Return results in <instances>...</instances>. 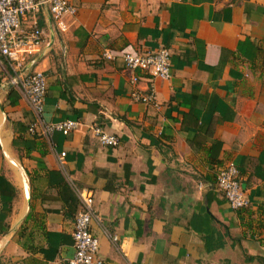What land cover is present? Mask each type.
Instances as JSON below:
<instances>
[{
  "label": "crops",
  "instance_id": "crops-1",
  "mask_svg": "<svg viewBox=\"0 0 264 264\" xmlns=\"http://www.w3.org/2000/svg\"><path fill=\"white\" fill-rule=\"evenodd\" d=\"M70 2L63 29L39 7L42 40L24 65L46 77L43 119L76 127L28 133L32 113L0 82V264H68L78 201L52 149L116 238L91 223L104 264H264V0ZM159 47L168 79L124 67L122 52ZM93 125L117 145H100ZM228 161L249 201L240 210L215 187Z\"/></svg>",
  "mask_w": 264,
  "mask_h": 264
},
{
  "label": "built area",
  "instance_id": "built-area-1",
  "mask_svg": "<svg viewBox=\"0 0 264 264\" xmlns=\"http://www.w3.org/2000/svg\"><path fill=\"white\" fill-rule=\"evenodd\" d=\"M40 6L46 7L49 18L59 29L64 27L62 17L72 15L75 10L70 0H0V59L4 60L7 66L2 69L0 82L14 87L32 113L33 121L27 127L28 133L50 139L54 131L66 134L73 130L77 121L64 119L50 122L43 119L46 77L39 70H26L24 65L25 57L35 52L42 40L43 30L36 22ZM103 56L112 58L109 50L104 51ZM120 56L128 70L138 69L159 79L169 78V51L165 47L142 53L122 52ZM130 81L136 83V76L132 75ZM130 97L138 102L154 103L152 91L145 93L134 87L130 91ZM91 132L100 145L114 147L118 143L116 135L105 132L98 125H93ZM52 152L57 169L78 201L71 231L73 252L67 263L104 264L98 256V239L90 231L91 223H96L101 228L111 244H116V238L106 231L101 219L93 210L91 193L77 187L66 173L63 166L64 151L56 152L52 149ZM215 187L231 209L240 210L248 206L249 201L240 186L237 169L231 161L218 168ZM6 264L21 263L14 260Z\"/></svg>",
  "mask_w": 264,
  "mask_h": 264
}]
</instances>
